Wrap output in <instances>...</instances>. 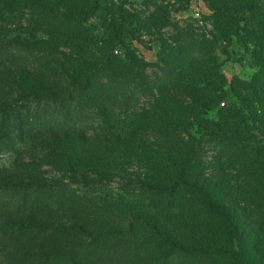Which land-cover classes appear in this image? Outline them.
Returning <instances> with one entry per match:
<instances>
[{
    "label": "trees",
    "instance_id": "1",
    "mask_svg": "<svg viewBox=\"0 0 264 264\" xmlns=\"http://www.w3.org/2000/svg\"><path fill=\"white\" fill-rule=\"evenodd\" d=\"M7 3L11 4L5 11L8 16L21 11L29 15L27 33L39 30L55 37L64 35L65 40L70 41L69 46L74 44L73 37L69 36L77 30L74 23L83 21L82 16L87 18L97 7V0H8ZM239 6L247 13L243 18L244 34L253 40L252 56L261 68L251 80L241 82L249 95L234 90L237 105L221 107L216 112L217 119L201 122L202 136L214 142L213 158L219 164L217 180L207 173L213 161L203 159L202 152L207 151L198 144L200 140H189L183 134L188 131L186 127L194 126L204 112L215 109L224 98V81L214 80L216 84L211 88L206 73L188 75L180 69L173 71V78L160 80L162 105L155 104V107L163 115L159 118L156 113L154 123L157 118V124L161 121L166 124L162 136L168 147H152L146 128L139 127L142 113L135 111L127 116L134 92L140 95L145 92V83L139 82L133 87L116 83L109 91L106 83L101 85L93 79L95 70L102 69L98 65H106L110 71L129 66L112 54V50L122 44L120 37L124 29H109L110 24H107L108 38L101 46L103 53L89 62L90 67L85 68L83 74L80 72L81 79L74 84L76 91L84 90L86 85L98 90L107 88L105 99L100 100L92 93L80 94L74 99L72 93L58 95L52 87L46 91L21 89L19 101L22 98L50 100L60 107L76 102L79 114L91 112V116L94 115L91 121L77 126L71 113L55 117L43 111L30 120L29 126L34 129L49 130V134L60 129L59 133L66 135L62 137L84 143L91 134L100 136L104 146L112 143L109 157L92 154L98 163L90 161L88 151L85 155L73 151L65 153L68 162L82 170L77 176L79 181L86 178V173L94 171L99 176L95 182L102 184L105 180L101 176L104 177L106 170L101 168L110 162H114L113 168L123 172L130 162L136 161L139 165V171L130 173L131 181L119 182L121 187L117 194L100 191L101 196L95 200L87 193L77 195V189L65 184L64 179L48 180L42 192L47 200L40 204L47 206L48 219L24 227L34 230L35 236L45 234L48 241H43L38 251L28 255L33 257L24 264H174L176 261L169 263L173 256L179 258L177 264H199L197 261L202 264H264V0H247ZM232 13L231 18H234L236 9ZM86 56L94 55L88 52ZM132 59L131 56V62ZM141 64L143 68L144 64L157 62ZM221 102L225 106V102ZM105 104L115 106L122 118H115L113 112L106 111ZM1 107L9 110L11 103ZM172 107H175L174 112H171ZM102 126L105 131L100 129ZM250 130H256L258 135L250 136ZM237 165L240 167H233ZM227 167L235 172L243 170L245 184L226 187L229 176H234ZM251 173L255 174V179L248 178Z\"/></svg>",
    "mask_w": 264,
    "mask_h": 264
},
{
    "label": "rangeland",
    "instance_id": "2",
    "mask_svg": "<svg viewBox=\"0 0 264 264\" xmlns=\"http://www.w3.org/2000/svg\"><path fill=\"white\" fill-rule=\"evenodd\" d=\"M244 1L247 0H97L94 12L87 18L82 16L83 21L80 19V23H74L77 30L69 33L74 44L69 46L70 41L65 40L64 35L55 37L39 30L27 33L26 19L29 15L21 11L8 16L5 11L11 4L7 3L8 0H0V264L27 263L33 255L27 256L38 251L43 241H48L45 234L35 236L34 230L24 228L32 222L37 223V220L48 219L47 206L40 205L47 200L42 192L46 190L45 183L48 180L64 179L65 184L77 189V195L87 193L95 200L101 196L100 191L107 195L117 194L121 187L119 182L131 181L130 173L139 171L136 161L130 162L124 172L120 168H113L114 162H110L101 168L106 170L104 177L101 176L105 180L102 184L95 182L94 179L99 176L94 171L86 173L88 177L79 181L77 176L82 170L68 162L65 153L73 151L85 155L88 151L91 157L95 153V156L102 153L109 157L112 143L104 146L100 136L91 134L86 143L79 140H74V143L69 137H62L64 134L62 131L59 133L60 129H54L51 134L49 130L34 129L29 126L30 120L43 111L55 117H65L71 113L75 119L73 123L77 126L91 121L94 115L91 116V112L79 114L76 102L60 107L51 104L50 100L40 102L33 98H22L19 101L21 89L46 91L52 87L58 95L72 93L74 99L80 94L85 96L89 93L100 100L105 99L108 96L105 92L107 88L98 90L86 85L83 88L85 91H76L74 84L81 79L78 77L81 76L80 72L83 74L84 69L90 67L89 62L103 53L101 46L108 38L107 24H110L109 29H124L120 37L122 44H118L112 54L129 66L124 70L110 71L106 65H98L102 69L95 70L96 77L93 79L101 85L106 83L109 91V87L116 83L127 87L145 83V92L141 95L134 92L127 116L135 111L142 113L139 127L146 128L152 147L164 149L167 146L162 136L166 124L162 121L157 124V118V125L154 123L156 113L159 118L163 115L155 107V104L162 105L160 80L173 78V71L180 69L188 75L206 73L211 88L218 79L224 81V98L215 109L204 112L194 126L186 127L188 131L183 134L189 140H200L198 144L207 151L202 152L203 159L213 161L208 165L207 173L217 180L219 164L213 158L214 142L202 136L201 122L204 119H217L216 112L221 107L225 109L237 105L234 90L249 95L241 82L251 80L261 68L252 56L254 42L244 34L243 18L247 13L239 8ZM216 8L219 11L222 9V13L219 14ZM233 9H236V14L231 18ZM225 13L228 14L225 16ZM76 51L80 54H76ZM88 52L94 56H86ZM142 62L157 64H144L142 68ZM221 101L225 102V106H222ZM7 103H11L9 110L1 107L7 106ZM152 105L153 108L150 107ZM105 107L106 111L113 112L115 118H122L115 106L105 104ZM174 108L171 112H174ZM166 117L169 118L168 115ZM85 118L88 120L84 121ZM100 129L105 131L103 126ZM248 133L254 137L258 135L256 130ZM90 161L99 162L94 157ZM227 171L234 176H229L228 182L223 178L226 187L245 184L243 170L235 172L232 167H227ZM251 174L248 178L255 179V174ZM245 188L251 190L248 186ZM179 261L177 256H173L169 263L177 264ZM196 263L202 264L200 261Z\"/></svg>",
    "mask_w": 264,
    "mask_h": 264
}]
</instances>
